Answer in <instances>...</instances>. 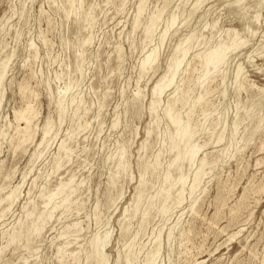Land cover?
Masks as SVG:
<instances>
[{"label": "rangeland", "instance_id": "1", "mask_svg": "<svg viewBox=\"0 0 264 264\" xmlns=\"http://www.w3.org/2000/svg\"><path fill=\"white\" fill-rule=\"evenodd\" d=\"M220 45L232 48L224 63L204 68L200 56ZM183 48L152 110L153 86ZM4 66L0 264H95V236L108 241L107 264H143L158 242L155 264H264V0H0ZM171 102L184 121L191 115L193 164L171 165ZM25 110L36 114V133L18 145L24 124L14 114ZM168 172L171 197L162 202ZM68 183L54 199L69 194L68 207L38 220ZM17 231L23 237L8 245Z\"/></svg>", "mask_w": 264, "mask_h": 264}, {"label": "bare ground", "instance_id": "2", "mask_svg": "<svg viewBox=\"0 0 264 264\" xmlns=\"http://www.w3.org/2000/svg\"><path fill=\"white\" fill-rule=\"evenodd\" d=\"M153 22V21H152ZM175 22V19H172V23ZM152 24V23H151ZM153 26V24H152ZM151 27V26H150ZM151 29V28H150ZM148 30V33L151 32V30ZM169 30V29H168ZM235 43V41H234ZM233 43V44H234ZM232 44V46H233ZM232 50L231 46H226V45H220L218 46L216 49L211 50L209 53H207L206 55L200 56L202 58V65L204 68H213L215 71H218L219 68L221 67V65L224 63L225 58L227 56V52L228 50ZM181 52V56L179 54L180 57H176L173 60V64L169 67L168 71L154 84L153 86V94H154V98L152 101V110H155V108L158 106V104L160 103V94L163 92V90L169 86H171L174 83V79L177 75V72L179 71L183 61L185 60V57L187 55V49L183 48L180 50ZM123 53V52H122ZM158 57V56H157ZM156 60V52L155 50H152L149 55L146 57V59L144 61H142V65H141V69L142 72L145 71L146 69H148L151 64ZM252 60V59H251ZM212 71V70H211ZM210 71V73H211ZM5 66L0 68V87H1V83L3 81L4 75H5ZM182 72V71H181ZM209 71H207L208 73ZM237 74L236 76L238 77L240 75L241 69L239 68L238 71H236ZM206 77V74H204L202 77L199 78V80H201V78ZM206 80H204L203 82H200L201 84L205 83ZM172 87V86H171ZM69 87H67L65 90L68 92ZM181 90V89H180ZM204 92L205 95L208 94L210 92V88L209 87H205L204 88ZM65 93V92H64ZM182 103L186 104L187 103V97L186 95L188 94V91H182ZM140 98V97H139ZM204 98V96H200L197 99V103H200L202 101V99ZM177 99V98H176ZM62 102V101H61ZM61 102H59V104L61 105ZM195 103V101L193 102ZM189 104V102H188ZM194 105V104H193ZM28 109V108H27ZM64 110V108H62ZM60 110V109H59ZM193 109H191L192 112ZM63 111H61L62 113ZM15 118L22 120L23 121V128L20 129V139L18 142V145H21L24 142H27L31 139L34 138L35 136V129L33 127V119L35 118V113L32 112L31 110H25L24 112H20V111H15ZM62 115V114H61ZM165 115L167 116L169 122L175 126L176 128V134L175 136L172 137L171 140V149H174L176 152L175 158L173 160V162L171 163V165L174 164H181L185 159L188 160V162L190 164H193L195 157L197 155V153L199 152L200 149L196 148L194 145L191 144V140L194 137L195 134V128L191 126V121H190V117L191 115L188 114V120L184 121L181 117L180 114L175 113L173 111V106H172V102L169 103V105L167 106V108L165 109ZM201 119V118H200ZM226 123V122H225ZM235 124V122H234ZM236 129V127H235ZM52 130V126H51V122L50 120H47V122L45 123L43 129H42V138L40 141V144H42L49 136V134L51 133ZM151 131H148V133H150ZM212 133V132H211ZM73 139V138H72ZM221 140V138H220ZM198 147V146H197ZM200 147V146H199ZM61 150H66V147L62 144L61 145ZM67 151V150H66ZM64 158V157H63ZM123 159V158H122ZM122 161V160H121ZM121 161H119V165H121ZM205 161V160H204ZM203 160H201L199 167L195 173V177L191 186V194L195 191V189H197V187L199 186V182H200V175L201 172L205 166ZM118 165V166H119ZM154 165V164H153ZM170 166V165H169ZM122 167V166H121ZM180 168V167H179ZM152 169V168H151ZM154 169V168H153ZM59 171V170H58ZM172 171V170H171ZM170 172H168L166 174V176H164L166 183H169V187L165 190V192L162 194V202H166L168 199H170L171 194H170V190L171 187L173 186V183H171L170 181ZM72 181V180H71ZM164 181V182H165ZM179 181L180 182H184V176L181 175L179 177ZM143 182V180L141 181ZM144 184V183H143ZM142 184V185H143ZM68 184H62L60 185V187L58 188V190L53 194L49 195L46 198L47 203L50 205V203L52 204V208L49 211V213H47L46 215L43 213H40L37 216V219H43L42 221H44L46 218H51L53 211H55L56 209L60 208V207H68L71 199L69 194L63 196V198L58 201H60L59 203L56 201V203L54 202L55 197L60 195L61 193H63ZM168 185V184H167ZM185 184L183 183V186ZM141 187V185H140ZM69 188V187H68ZM67 188V189H68ZM146 188V187H145ZM183 189V188H182ZM72 191V190H71ZM164 191V190H163ZM145 192V191H144ZM144 192L143 191H139L138 194L135 197L134 203H135V208L137 209V207L139 206V204L141 203L143 197H144ZM162 193V191H161ZM17 194V190H12L8 196H7V200L8 202L11 204L13 203V201L16 198ZM182 190L179 192V197L182 196ZM61 196V195H60ZM160 196V195H159ZM178 197V198H179ZM59 198V197H58ZM145 198V197H144ZM178 198H176L178 200ZM181 199V198H180ZM5 203V202H4ZM46 203V204H47ZM177 203H181L179 200L177 201ZM2 205V204H1ZM5 206V205H4ZM48 207V206H47ZM50 207V206H49ZM70 208V207H69ZM139 209V208H138ZM128 210V209H127ZM163 212V211H162ZM161 212V214H162ZM136 213V212H135ZM122 218V217H121ZM35 219V218H34ZM123 219V218H122ZM26 222V221H25ZM36 224V223H35ZM45 224V223H44ZM40 225V224H39ZM70 228V227H69ZM28 229V227H27ZM82 231V230H81ZM33 232H39V229L37 228V226L35 225V228L33 230H31V233ZM170 232V231H169ZM169 238L171 236V233L168 234ZM23 237V232L22 231H17L15 233H13L10 237V240L8 242L9 244L15 243L16 241H19L21 238ZM27 237V236H26ZM107 237V236H106ZM108 238V237H107ZM106 239V238H105ZM105 239H101L99 238V236H95L91 241V245H92V250L90 255L88 256V263H91V261H95V264H107V259L105 257V254L102 250V247L105 246ZM54 242V241H53ZM67 243V242H66ZM31 244V243H30ZM61 249V248H59ZM29 251V250H28ZM66 251V249H65ZM159 242H158V248H156L153 252H151L149 254V256L146 258L147 260H145L146 262L143 264H155L156 262V256L159 253ZM62 252V250H61ZM62 254V253H61ZM60 254V258H63V255ZM65 254V253H64ZM129 254V253H128ZM127 254V257H128ZM71 255V254H70ZM88 255V254H87ZM74 256V255H73ZM59 257V256H58ZM132 257V255H131ZM76 259V258H75ZM132 259V258H131ZM127 261V260H126ZM133 263V262H132ZM62 264H63V260H62ZM92 264V263H91ZM130 264V263H129Z\"/></svg>", "mask_w": 264, "mask_h": 264}]
</instances>
